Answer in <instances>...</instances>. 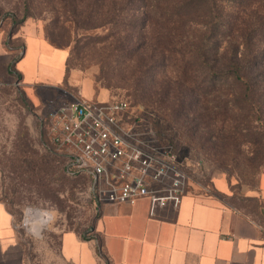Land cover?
Masks as SVG:
<instances>
[{"label": "rangeland", "instance_id": "rangeland-1", "mask_svg": "<svg viewBox=\"0 0 264 264\" xmlns=\"http://www.w3.org/2000/svg\"><path fill=\"white\" fill-rule=\"evenodd\" d=\"M26 4V0H0V25L12 27L14 19L22 20ZM30 9L31 16L20 28L36 29L68 58L66 78L57 84L27 86L16 74L0 77V200L19 220L28 264H71L60 254L61 232L74 229L89 234L99 214V202L89 189L91 179L64 172L63 156L45 147L42 123L48 111L88 92L92 100H126L139 132L174 146L189 164L186 191L221 200L264 224V162L254 168L243 154L234 157V152L226 158L202 148L199 137L192 142V136L160 109L158 98L150 97L151 86L155 85L153 92L164 88L160 83L164 74H171L172 63L161 61L159 54H150L142 44L131 47L142 38L140 29H123L120 24L80 28L60 0L35 3ZM31 162H37L34 170ZM28 208L41 215L28 213L29 230L23 225Z\"/></svg>", "mask_w": 264, "mask_h": 264}, {"label": "trees", "instance_id": "trees-1", "mask_svg": "<svg viewBox=\"0 0 264 264\" xmlns=\"http://www.w3.org/2000/svg\"><path fill=\"white\" fill-rule=\"evenodd\" d=\"M44 1L26 0V15L14 19L12 32L31 16V6ZM60 2L80 28L120 24L123 29H140L143 36L131 47L142 44L150 54H159L161 61L172 63L171 74H164L160 83L164 88L153 92L155 85L151 86L150 97L158 98L160 109L192 136V142L199 137L202 148L226 158L234 152V157L243 154L254 168L263 164L264 0ZM80 4L85 5L79 9ZM147 34L157 38L147 39ZM9 71L21 77L14 63ZM115 100L123 99L107 101ZM36 165L31 162V169ZM64 172L68 174L65 166ZM80 233L84 239L95 236Z\"/></svg>", "mask_w": 264, "mask_h": 264}, {"label": "crops", "instance_id": "crops-1", "mask_svg": "<svg viewBox=\"0 0 264 264\" xmlns=\"http://www.w3.org/2000/svg\"><path fill=\"white\" fill-rule=\"evenodd\" d=\"M15 41L22 45H16ZM67 58L66 52L54 48L29 25L15 33L12 27L0 25V77L11 74L9 67L14 63L27 86L57 84L66 77ZM83 97L92 99L93 95L88 92ZM92 227L89 234L95 236L89 239L74 229L61 232L59 248L64 261L264 264V224L230 204L200 197L191 189L180 204L168 201L154 209L147 197L133 202H101ZM0 264H28L19 220L3 200H0Z\"/></svg>", "mask_w": 264, "mask_h": 264}, {"label": "built area", "instance_id": "built-area-1", "mask_svg": "<svg viewBox=\"0 0 264 264\" xmlns=\"http://www.w3.org/2000/svg\"><path fill=\"white\" fill-rule=\"evenodd\" d=\"M131 116L124 100L82 97L64 102L42 118L45 147L63 156L69 175L91 179L89 189L99 203L147 197L152 209L168 201L180 204L189 180L188 162L173 145L146 138ZM26 215L23 225L28 229V210Z\"/></svg>", "mask_w": 264, "mask_h": 264}, {"label": "bare ground", "instance_id": "bare-ground-1", "mask_svg": "<svg viewBox=\"0 0 264 264\" xmlns=\"http://www.w3.org/2000/svg\"><path fill=\"white\" fill-rule=\"evenodd\" d=\"M28 213L36 218H40L41 216L40 213L36 209H30Z\"/></svg>", "mask_w": 264, "mask_h": 264}, {"label": "water", "instance_id": "water-1", "mask_svg": "<svg viewBox=\"0 0 264 264\" xmlns=\"http://www.w3.org/2000/svg\"><path fill=\"white\" fill-rule=\"evenodd\" d=\"M94 228L92 227V230H93Z\"/></svg>", "mask_w": 264, "mask_h": 264}]
</instances>
